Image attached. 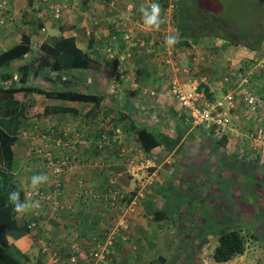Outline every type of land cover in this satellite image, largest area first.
Listing matches in <instances>:
<instances>
[{"label": "crops", "instance_id": "0c3cea01", "mask_svg": "<svg viewBox=\"0 0 264 264\" xmlns=\"http://www.w3.org/2000/svg\"><path fill=\"white\" fill-rule=\"evenodd\" d=\"M52 5L61 9L58 16L51 7ZM142 7H146V0H8L7 12L16 17L17 24L11 26V28L0 27V53L17 45H27L26 48H30V50L25 53L23 58L19 60L16 59L8 66L0 69V84L3 85L10 83L8 82L9 80L4 81V76H8L7 73H13L16 77L17 69L20 65L27 62H34L36 67L33 73H31L32 76L29 78L28 84L34 87L39 86L41 87V90L22 96H19V94L16 93L15 99L19 101L21 106L22 103H36V105L42 109V114L44 113V115H34L33 118L29 119L23 118L24 126L31 129L33 136L29 138V136L18 134V139L12 146L15 157L13 167L11 169L8 168L11 178L6 180L7 183L13 181L17 185L22 201L25 200L26 194L27 196L32 194L28 199L38 204L37 207L24 214H17L16 218L18 225L25 231L27 229L26 232L9 231L8 233L11 251L17 253L25 264H83L86 261L89 262L91 257L90 254L94 250L91 247L90 242L94 238L100 239V237L105 240L106 235L103 234L105 228L108 225L111 227H118L116 223L121 222L122 219L127 220L126 222L130 223L126 228H123V230H126L128 235H132L128 236V238H130V240H128L127 236L121 235L122 232H120V241L116 240V243L113 244V251L114 253L118 252L120 255L127 252L126 255L129 256L128 264H143L147 258L145 255L151 256L152 254L157 257L165 255L167 262L169 261V259H167L168 257L170 258L176 254L177 256L182 253L185 254L184 250L191 249L192 251L190 250V252L194 253L193 251L199 248L198 253H201L202 250L207 251V248L209 247L205 244L208 233L205 236H200L201 232H199L200 237L197 240L184 237L183 240L187 241V244L185 242V247L183 246L184 248L181 250L178 249L181 248V246L177 247L173 241H171V244L167 245L165 248H157V250L154 247L156 246L155 244L150 245V238L154 237V233H152L148 223H156L154 220L160 213V210L154 205L155 197H149L142 200L135 213H131L129 210L127 211L128 205H125L127 208L125 214L116 217L118 214L117 210H123V206H120V203H122L123 200L124 203L126 202L122 197V194L128 190L127 188H114L113 190L109 188V179L114 178L119 184L122 183L120 176H118L121 172L117 171L114 175H110L109 170L110 167L114 165L119 166V164H121L120 161L123 158H119L118 156L115 158L114 155L110 154L111 148L105 149L104 152H101L100 150H91L90 146H92V143H90V140L87 141L83 139L82 142H79L76 148L73 149L72 152L78 155L79 161L76 163L74 170L63 177L64 188H51L52 176L50 174L48 182L39 188L38 191L50 196L48 202L45 203L37 192L34 193L29 188L30 178L33 175L43 173L39 168L42 160L38 158L33 151L35 146L39 147L44 146L45 144L40 137L42 129L50 128V130L46 132L49 135L52 134V128L57 130L70 128L75 137L82 134L81 131L83 130L86 133H92L95 128L100 127L97 126V124H104L103 121L108 119L105 115L113 113L114 108L117 110L116 102L118 100L116 96L122 97L123 93H127L125 98L150 97L147 92L153 88L163 95H165L164 93H168L170 97H166L170 100L171 106H173L176 111L183 109L177 98L169 92V81L171 80V76L177 75L179 77L178 74H183L184 77L187 76V79L190 77V79L193 80L201 79L202 77L197 73L199 70H194L190 67L191 71L186 72L182 69L187 66L189 58L184 56V53L180 52L178 47H175L174 49V56H176L174 57V64L176 63L181 67V70L177 73L171 70L170 67H167L169 65H165L162 62V59L158 60L156 57L153 59V56H151V53L153 54V52H150L149 50V41L150 38L155 37L151 35L152 33H161L159 32L161 27L159 30H153L150 32L145 31L146 33L144 31L136 32L135 22L129 20L130 17L133 20L136 19L139 21L138 17H143L140 11ZM128 8H130V10ZM120 15L128 16L127 21L123 23L117 22V18ZM20 23H22L23 28L19 30ZM252 31L251 37H253L254 41H251V45L258 43V40H261V38V41H264V28L261 31L257 30L258 32H255V30ZM62 38L71 40L68 44L69 50L72 52L77 48L81 50L83 54H87L91 60L90 63L82 68L79 67L80 65L77 62L73 66L74 69L65 70L61 74L62 78L57 79L56 75L59 73L58 71H53L50 75V72L46 73V70L42 69L39 70L38 73L36 70L42 52L44 50H50V48L55 46L54 44L56 41ZM220 42L222 44L217 46H214V44L211 45L216 49L215 51H217V54L220 52L222 56L227 55L226 57L228 58V54H224L223 51L219 50L232 44H223L222 40ZM210 43H213V41L203 39L202 43L199 42L198 44H193L192 47L196 49V52L202 49L201 47L199 48L200 44H206L205 49L208 48L210 49L209 52H212L213 50L209 47ZM261 43L259 47L262 46ZM109 45L114 46V50L117 54L120 53L121 50L129 48L134 56V58L132 57L129 61L131 63L126 67L125 64L120 65L117 59L110 58L106 51V48ZM158 46L159 45L154 46L156 52H159L160 50H158ZM249 47L253 48L251 46ZM227 50L230 51L229 49ZM193 52L194 51H192V53ZM54 61H56L55 57L52 58V64ZM246 64L247 63L243 64L242 67L249 66ZM130 66L131 69L129 68ZM141 67L150 71V75H143L144 77L142 78L146 81L144 82L146 85L139 84L137 80L136 71L137 69L140 70ZM162 67H165V69ZM220 67L222 66H214V70L218 73L220 71L222 72L223 67ZM249 68L244 67L242 70L248 71ZM257 74L258 87L261 85L263 89L262 92L264 93V76L262 73ZM128 81L131 83H128ZM216 81H218V79H216ZM205 83L206 85L209 84L208 82H203L201 84ZM129 84H132V87ZM134 88H137L135 92L133 90ZM147 88L148 90L146 91ZM222 89L223 91L219 90L218 87H212L209 91L210 96L214 98L221 97L222 93L225 94L232 90V86L223 85ZM55 90H79L83 93H96L102 97V101L98 105L93 102L70 100L65 97L59 98V96H56V93L59 91L57 92ZM205 91L207 92V90ZM130 100L131 99H128L129 102ZM130 105L132 106L130 109L133 110V103L131 102ZM132 110L128 111L131 113ZM97 112H99V116L94 117V114ZM247 118H240L239 120L241 121L239 122H243V120L250 121V119ZM261 119L264 118H262V116H260V118L259 116L258 118H255L254 115L251 114V133L256 136L258 135V130L260 128L264 129V121L256 123ZM95 120L98 121L97 124L94 123ZM105 126L107 125L105 124ZM202 127L206 129L209 128L207 125H202L201 128ZM210 127L212 128V126ZM201 128L197 132H200ZM233 130L232 126L231 131ZM191 132L193 133V128L189 129L188 134ZM228 134H231V132ZM237 140H239L238 133L232 138L229 135L226 137L222 136L220 138H215L212 145L215 149H218L222 145L227 146L233 143L235 144L237 143ZM261 140H264V136H261ZM48 143L50 149H53V144H51L52 141L49 140ZM89 143L90 146H88ZM157 148L163 150L161 147ZM156 149L152 151V154H154ZM107 150L109 154H107ZM156 151L159 152V150ZM204 151L203 155L206 156V149H204ZM200 154L201 153H199V156L201 157ZM232 156V158L229 156L221 157L220 160H223L228 166V168L224 170L251 172V212H242V210V213H240L241 219L240 216L235 218L233 212L228 211L227 206H225L226 198L224 201L225 204L219 207V212L213 210L214 213H205L199 216L201 219H204L201 224H206L207 222L205 220L209 218V216L214 219L222 218L221 221L224 219L227 220L226 213L224 212L226 210L228 214H230L229 219L231 222L241 223L243 221L241 224H249L251 225V228L263 225L264 141L261 142L259 149L251 148V155L250 152H241L240 154L234 153ZM246 159L251 161V165L244 162L242 165L245 167L242 169L238 163L241 164L240 161L242 162ZM123 163L124 162H122V164ZM5 164V162L0 161L1 177H3L1 174V168L7 169ZM200 164H203L202 160ZM156 167L152 169L151 172L156 170ZM225 173L226 172L224 171L222 177L225 176ZM80 177L86 178V181H88L90 185L86 188L81 187L79 182L76 181ZM241 178H243V176L240 175L235 181L232 179L235 183L234 188L239 192L242 184H246ZM195 182H197V180H195ZM96 184L98 187L97 189L95 188ZM229 184V188H231V182H229ZM173 186L177 188L176 185ZM207 188L208 187L195 188V190H199L198 192H200V194L207 196L203 197V199H207ZM165 189L166 188H163V190ZM137 190L140 192L141 188H137ZM181 191L184 192V190ZM193 192L194 191L191 193ZM115 194L118 201V207L111 208L107 203H110V200H112ZM128 194L132 196L130 192ZM220 197L222 196L220 195ZM197 198L200 199V196L198 195ZM214 198L218 199L219 197L216 194ZM232 198L233 196L231 195V200ZM130 201L131 199L128 202ZM235 202V200L231 201V203ZM178 204L180 206L174 210V214L181 210L183 204H185V200L179 199L178 202H173L174 206H177ZM224 207H226V209H224ZM168 209L170 210L171 206H169ZM229 210H233L232 204L230 205ZM246 213H248V216ZM144 215L151 217L152 223L147 220ZM190 217L192 218V216ZM114 218L115 220L112 222L111 220ZM166 219L173 221L171 213L167 215ZM182 223L183 221L180 220L179 224ZM224 227L233 228L231 225H226ZM219 231L222 234L224 228ZM209 232H211V230ZM141 238H143V240H141ZM196 241L199 242V245H195ZM130 242H135L139 244V246L131 245ZM144 247L146 249H144ZM151 248H153V250L150 251ZM146 250L148 251L144 252ZM73 255L80 258L79 262L75 263L71 261ZM247 256V252H245L243 255L241 254L235 257L232 259V264L249 263L241 262L244 257ZM259 256V253L254 254V257ZM92 262L93 261H91V264H93ZM107 263L109 264V261Z\"/></svg>", "mask_w": 264, "mask_h": 264}, {"label": "rangeland", "instance_id": "374dc122", "mask_svg": "<svg viewBox=\"0 0 264 264\" xmlns=\"http://www.w3.org/2000/svg\"><path fill=\"white\" fill-rule=\"evenodd\" d=\"M169 2L170 0H161L159 2L161 9L163 8L165 12L167 11ZM208 2L215 6V7L214 6H210V7L216 10V12L211 10V8L209 9L211 10V12H213V14L216 15L217 13H219V16L221 18L230 22V24H232V26L236 28L237 40L242 39V42L238 44H232L230 46L223 48L222 50H219V51H223L224 54H228V58L226 57L227 55L222 56L220 52H218L217 54V51H215L216 49H214L213 46L210 47L213 51L209 52L210 49L208 48L205 49L206 44L204 45L200 44L199 48L201 47L202 49L196 52H195L196 49L192 46L191 47L181 46L180 48L178 47V49H180L179 51L184 53V56H186L190 60V61L188 60L186 67H191V69L199 70L197 71L198 75H201V77L204 78V80L209 83V84L207 83L209 91L212 87L215 88L218 87L219 90L223 91L222 88L224 84L221 81L223 79V76L226 73L236 74L239 71L244 72L242 70L243 68L242 65L245 63H247L250 66L249 70L246 72H251V70H254V72L262 73V75L264 76V71L261 70L262 67L258 62L261 59L264 60V41L261 43L262 46L259 47L258 49L253 50L252 48L249 47L251 41H254L253 37H251V32H253L252 30L258 32L257 30L261 31L264 28V0H208ZM146 7H148L147 0H146ZM128 9L130 10V8ZM167 12H168L167 14H170V9ZM121 18L122 21H120ZM138 18L139 21H137L136 19L133 20L130 17L129 20L135 22L136 32L138 31L145 32L146 30L143 23V17L139 16ZM127 19L128 16L120 15L117 18V22L123 23L127 21ZM16 24H17L16 17H14L13 24L8 26H0V27L11 28V26L13 25L15 26ZM21 28H23L22 23H20L18 29L20 30ZM176 31L177 28L173 23V16H172L170 18V25L168 23H164L161 25V29L159 30V32H161L160 34L159 33L151 34L155 37L150 38L149 41L150 52H152L151 44H153L155 40L156 43H159L158 46V50L160 49L159 52H162L163 50L162 47L165 46L166 35L175 34ZM158 35H159V40H157ZM220 41L221 39H216L214 46L222 44ZM202 42L203 40L200 43ZM257 46L258 45H256V47ZM166 49L169 48L166 47ZM227 49H229L230 51H228ZM192 51L194 52L192 53ZM129 61L124 63L126 67L128 66V64L131 63ZM214 66H222L223 70L220 69L222 70V72L221 71L219 73L216 72L214 70L215 69ZM129 68L131 69V66ZM163 69H165V67ZM178 75L179 78L182 80V82L185 83V87L187 88L192 87L191 84L192 80L190 79V77L189 79H187V76L184 77L183 74H178ZM215 78L218 79V81H216ZM128 83L131 82L128 81ZM129 85L132 87V84ZM259 86L260 87H258V90L262 92L263 89L261 85ZM133 90L135 92L137 88H134ZM147 90L148 88L146 89V91ZM150 90H153L156 93L154 95H151L150 92L148 91L147 93L150 95V97L149 96L141 97V98L127 97L128 99H131L130 102L128 101L127 98H125V95L127 93L126 94L123 93L122 97L116 96L118 100L116 102L117 110L114 108L113 113H108L107 115H105V117H108V119H106L107 121L106 120L103 121L104 124L103 123H100L102 125L97 124L98 121L96 120L94 123L100 127L105 126V124H107V126L109 127H112L113 123H117L118 121H120L121 122L119 128L120 131H118V134H116L115 136H119L118 139L120 138L124 139L123 142H128L130 146H133L136 149H142L140 147V142L138 141L137 135L135 133L136 131H134L133 129H130L129 131L125 130L123 126H125V128L126 127L128 128L129 121H123L122 119H120L121 117L119 115V112L122 113V112H127L128 110H132L130 109L132 107L130 105L131 102L133 103V110L131 113L134 114L135 118H137L136 124L138 125V127L142 125L141 122L143 123L147 122L148 126L150 127L158 126L159 129L172 132L174 131V129H176L177 124H179V122H182L183 120L184 122L186 121L184 116H187V112L184 109L176 111L175 108L171 106L170 100L167 99L166 97L169 96L168 93L167 94L164 93L165 95H163L154 88ZM223 95L224 93H222L221 96ZM260 95H259V99H260L259 105L257 106V109H253L252 107H250L240 98V96H238L234 103L235 104L234 110H232V112L229 113V118H231L229 125L225 128L224 131L220 132L218 135L214 134L211 127L207 129L204 127L201 128L202 124L195 125L192 124L190 120H188V123H190V129L193 128V133L190 134L189 136L188 134L185 136L186 137L185 143L182 147V150L180 152L174 151L168 153L165 150L157 148L156 150H159V152L155 150L154 154L149 155L152 156V158L155 160L157 165L156 170H154L151 173L150 171L145 170L143 168L139 170H135L133 174L128 173L127 163H126L128 161L126 158H129L130 155L121 157L123 159L120 161L121 164H119V166L114 165L110 167L109 170L110 175H114L117 171L121 172L118 175H120V180L122 183L119 184L118 187L127 188L128 190L127 192L122 194L126 202L124 203L123 200V202L120 203L121 204L120 206H123V210L118 209L117 210L118 214L116 217L123 216L127 209L126 206L129 205L130 203L135 202L134 206L132 207L133 209L129 210L131 213L133 212L135 213L137 211L138 206L140 205L139 203L142 202L141 198L146 199L149 197H153V198L155 197L154 205L160 210L159 215L154 220L156 223H152L151 217L147 215H144V217L152 223V224L148 223L150 225V229L152 233H154V237L150 238L149 244L150 245L155 244L156 246L154 247L156 248V250L157 248H165L167 245L171 244V241H173V243L177 245V247L181 246V248H178L179 250H181L182 248L185 247L184 246L185 242L187 244V241L183 240L184 237L189 239L194 238L195 240H197L200 236H205L208 233L207 240L205 242V244L209 246L207 248V251L202 250L201 253H198L199 252V248H198L195 251H193L194 253H192L190 252L191 249L190 250L183 249L185 251V254L182 253L178 256L176 254L170 258L168 257L167 259H169V261H167L166 264H232L233 260H231L230 262L222 263V262H217L213 258V253L216 246L219 243L218 241L221 234L219 230L223 228H224V232L229 229H237L241 231L242 234L245 236L248 244L246 246V250L244 251V253L247 252L248 256L244 257L243 261H241L242 263L249 262L247 264H264V224L257 226L255 228H251V225L249 224H241L243 221L241 223L239 222L240 224L238 222L236 223L231 222V220L229 219L230 214H228L226 210L224 212L226 213L227 220L224 219L223 221H221L222 218L214 219L209 216V218L205 220L207 222L206 224L209 225L201 224V222L204 219H201L199 217L201 214L214 213L213 210L219 212L220 211L219 207L225 204L224 201L226 198L227 199L225 206H227L228 211L233 212V216L235 218H238V216H240L241 219L240 213L242 212H247V211L251 212V172L224 170L228 168V166L223 160L220 159L223 156L224 157L229 156L230 158H232L233 157L232 155L234 153L240 154L241 152L244 153L250 152L251 155V148L253 149L260 148L261 142H263L264 140L262 141L261 138H258V135L256 136L253 133H251V122H250L251 114H253L255 118H258V116L259 118L260 116L264 118V108H263L264 98L262 94ZM215 98H221V97H215ZM98 116H99V112L94 114V117H98ZM244 117L246 118L248 117L247 119H250V121L243 120V122H239L241 121L239 119L240 118L242 119ZM261 121H264V119H261L256 123H260ZM232 126L234 129L233 131H231ZM200 128L202 131L200 130V132H197ZM26 132L27 134H24L23 136H29V138L33 136V132L31 131V129ZM230 132L232 135L228 134ZM237 133L239 140H237V143L235 144L233 143L227 146L222 145L218 149H215V147L212 145L214 143L215 138H220L222 136L226 137L228 135L232 138ZM112 138L114 139V135H112ZM116 138L117 137H115V139ZM123 142H121L120 145L124 144ZM115 144L117 143L111 142L110 154H112V152L114 154V150L118 149L117 147L118 145ZM204 149H206V156L203 155L205 152ZM100 151L104 152L102 151V148H100ZM106 152L107 154H109L108 150ZM199 153H201L200 154L201 157L199 156ZM137 154H139V156H142L140 150L138 151ZM137 158L139 157L137 156ZM200 158L203 162L202 165L200 164L201 163ZM122 162L124 163L122 164ZM244 162H246L247 164L249 163V165H251V161L249 159H246L245 161L242 162L240 161L241 164L238 163V165H240L242 169L245 167L242 165ZM41 166L39 168L41 169V171H43L44 174H46L45 169L42 168ZM224 171L226 173L225 176L222 177ZM240 175L243 176L241 180L245 181L246 184H242L239 192L236 188H234L235 183L232 181V179L235 181V179H238ZM148 178L149 181H147ZM79 180H82L85 186L90 185V183L86 181V178L80 177L76 181L79 182ZM195 180H197V182H195ZM111 181L112 179H109L108 186L111 190H113L115 188V184H112ZM229 182H231V188H229L230 186ZM57 183L60 184L58 178H57ZM62 183H63V178H62ZM173 185H176L177 188H175ZM138 187L141 188L140 192L139 190H137ZM206 187H208L207 188L208 198L203 199V197H207V196L200 194V192H198L199 190H195V188H206ZM95 188L96 189L98 188L97 184L95 185ZM163 188L166 189L163 190ZM180 189L184 190V192L181 191ZM192 191L194 192L191 193ZM129 192L132 194V196L128 194ZM216 194L219 197L218 199L214 198ZM198 195L200 196V199L197 198ZM220 195L222 197H220ZM231 195L233 196L232 200H231ZM130 199L131 201L128 202ZM179 199L185 200V204H183L180 211H177L174 214V210L177 209L178 206L180 205L178 204L177 206H174L173 202L174 201L178 202ZM234 200L236 202L231 203V201ZM230 203L232 204L233 210H229L231 205ZM107 205L111 206V208L118 207V205L112 206L110 205V203H107ZM169 206H171L170 210L168 209ZM224 209H226V207H224ZM169 213H171L173 221L166 219ZM246 215L248 216V213H246ZM179 216H181L182 218ZM190 216H192V218ZM114 220L115 218L111 221L114 222ZM180 220L183 221L182 224H179ZM184 222L187 223L185 224ZM120 223L121 222L116 223L118 227L117 226L111 227L108 225L105 228L103 234L107 235L114 231L115 232L114 238L117 241H120L119 238L120 232H122L121 235H125L127 236V238L128 236H131L132 234L128 235V233H126V230H123V228H126L130 223L129 222H126V224L121 223L122 225ZM226 225L228 226L231 225L233 228L224 227ZM210 230L211 232H209ZM199 232H201L200 236H199ZM128 240H130V238H128ZM141 240H143V238H141ZM130 243L131 245L139 246V244L135 242H130ZM195 245H199V242L196 241ZM144 249L146 248L144 247ZM148 250L144 252H147ZM151 250H153V248H151L150 251ZM126 253L127 252H124L120 255L118 254V252H116L114 254H111L106 262L93 261L92 263L108 264L107 262L109 261V264H128L129 256L126 255ZM256 253H259L260 256L254 257V254ZM145 256L147 258L143 262V264H149L151 259L157 257L154 256L153 254L151 256L148 255Z\"/></svg>", "mask_w": 264, "mask_h": 264}, {"label": "trees", "instance_id": "16d2710c", "mask_svg": "<svg viewBox=\"0 0 264 264\" xmlns=\"http://www.w3.org/2000/svg\"><path fill=\"white\" fill-rule=\"evenodd\" d=\"M210 6L214 5L210 4L208 0H178L175 2L172 16L173 23L177 28L175 35L178 37V43L175 45L176 47H191L193 44H198L203 39L213 41V43L209 44V47H212L211 44H214L217 38L221 39L223 44H238L242 42V39L237 40L236 28H234L230 22L221 18L219 13L216 15L213 14L211 10L214 12H216V10ZM210 8L211 10H209ZM162 15L165 18V11ZM261 40H258L259 44L256 43L251 45L250 43L249 45L253 47V50L258 49L260 43L262 42ZM70 41L71 40H67L66 38L58 39L54 44L55 46L50 48V50H42L43 52L39 57L36 71L38 72L39 70L43 69L46 70V73L50 72V75L51 72L58 71L59 73H57V75L55 74L57 79L62 78L61 74L65 70L74 69L73 66L77 62L80 65L79 67L84 68L85 65L87 66L91 61L87 54H83V52L77 48H75L73 52L69 50L68 43ZM156 45H159V43ZM256 45L258 46L256 47ZM26 46L27 45H17L0 53V69L8 66L16 59L19 60L23 58L25 53L30 50V48H26ZM151 56H153V59L155 57L158 58V60L162 59L160 54L151 53ZM53 57H55L56 61H54L52 64ZM35 67L36 65L34 62L24 63L18 67L16 77L13 73H7L8 76H4V81L9 80L8 82L10 83L3 85L0 84V161L5 162V167L7 168H1V174L3 177L0 176V264H25L17 255V253L12 252L10 248L8 239L9 231L26 232L27 229L25 231L18 225L16 218L17 213H14V206L11 205V202L8 200L9 193L13 191H19V189L13 181H9V183H7L6 180L11 178L8 168L11 169L13 167V161L15 159L12 146L17 141L18 134L24 135L25 130H30V128L24 126L23 118L29 119L33 118L34 115H44V113L42 114V109L37 106L36 103H22L21 106L19 101L15 99L16 93H18L19 96H22L41 90V87L39 86L34 87L28 84L29 78L32 76L31 73H33ZM244 67L249 68V66H243V68ZM261 70L264 71V68ZM244 73L247 72L244 71ZM257 73L258 72H254L252 75H250L248 83L251 90L255 91V93L260 92L258 90ZM136 74L138 83L146 85V83H144L146 81L142 78L144 77L143 75H150V71L144 67H141L140 70L137 69ZM225 85L230 86V84L227 83H225ZM203 89L207 90V96L209 98H213L210 96L209 88L206 83L202 84L199 88V90ZM55 91H59L56 93V96H59V98L65 97L70 100L93 102L98 105L102 101V97L96 93H83L79 90ZM259 94H262L264 98L263 92H260ZM119 115L121 117L120 119L123 121H129L128 128L123 126L125 130L129 131L130 129H133L136 131L135 133L137 135L138 141L140 142V147L147 156L151 155L152 151L157 147L163 148V150L167 151L168 153L173 151L180 152L185 143L184 138L190 129V123H188V114L187 116H184L187 121L186 125V121L184 122L183 120L177 124L176 129H174L172 132L159 129L158 126L150 127L148 126L147 122H141L142 125L138 127L136 124L137 118L134 117V114L128 111L122 113L119 112ZM120 125L121 122L118 121L117 123H113L112 127L103 126L96 128L92 133H86L84 131H81V133L84 139L91 141L90 143H92V146H90V143L88 145L90 146L91 150H100V148H102V151H104L105 148H110L111 142L117 143L115 145H118V149H115L114 154L112 152V155H114L115 158L117 156L121 158V149L125 146H127V148L133 146H130L128 142H123L124 139L122 138L118 139L119 136H115L118 134L116 129L120 128ZM212 128L214 130V126H212ZM49 130L50 128L42 129L40 135L46 133ZM60 131L63 135L64 129ZM70 132L72 135V130ZM191 133H189L188 136ZM112 135H114V139L112 138ZM115 137L117 138L115 139ZM121 142L124 144L120 145ZM149 157L152 158V156ZM118 185L119 182H116L115 188H119ZM144 199L145 198H141V201ZM113 239L115 243L116 239L114 237ZM102 241H104V239H102ZM92 244H94V242H90L91 247ZM246 246L247 240L242 232L237 229H229L220 235L219 243L213 253V258L218 262L230 261L236 256L243 254L246 250ZM113 247L114 245H110L109 248L111 252L108 254V257L104 260V262H106L109 256L114 253ZM165 262L166 256L162 255L152 259L149 264H165Z\"/></svg>", "mask_w": 264, "mask_h": 264}, {"label": "built area", "instance_id": "2783aa9c", "mask_svg": "<svg viewBox=\"0 0 264 264\" xmlns=\"http://www.w3.org/2000/svg\"><path fill=\"white\" fill-rule=\"evenodd\" d=\"M147 1L149 6L153 2L159 3L161 0H147ZM177 1L178 0H170L167 7V11H169L170 9V14H167L168 13L167 11L165 12V21H166L165 23H168L169 25H170V18L172 17V11L174 10L175 2ZM7 7H8V0H0V26H8L14 23V17L7 12ZM51 7L58 16L61 9L54 5H52ZM163 13L164 10L162 11V14ZM120 21H122V18L120 19ZM157 40H159V36ZM156 44L157 43L155 40L154 43L151 44L152 45L151 51L155 54H160L162 56L161 57L162 62L165 65H169L168 67H171L175 73L180 71L181 67H179L176 63L174 64V60H175L174 57H176L174 56L175 55L174 49L176 46L172 47L171 49H166V47L164 46L163 52H156L154 48ZM106 51L108 56L110 58L117 59L120 65L131 60L133 57V53L129 48H127L126 50H121V52L117 54L114 50V46L109 45L107 46ZM258 62L261 65V67L264 68V60L261 59ZM182 69L186 72L191 71L190 67H183ZM253 73L254 70H251V72H247V73H244L242 71H239L236 74L226 73L221 81L224 85L225 83L230 84L232 86V90L225 93L223 96H221V98H213V99L209 98L206 92L204 91V89L199 90L201 83L206 82L204 78L194 79V80L191 79L192 87L187 88L185 87V83H183L178 76L173 75L171 76V80L169 81V85H170L169 92L177 98L181 107L188 113V116L190 117V120L193 124L195 125L202 124V125H207L209 127L214 126L213 132L215 135L216 134L218 135L220 132L224 131L225 128L229 125L231 121V118H229V113H231L232 110H234L235 107L234 103L238 96H240V98L250 107H252L253 109H257V106L259 105L260 94L255 93V91H252L248 85L250 75H252ZM149 92L151 95H154L156 93L153 90H149ZM71 130L72 129L70 128H65L63 132L64 134L62 135L60 130L52 128L51 135L47 133L40 135L41 140L45 143L44 147L35 146L33 148V151L35 152L36 156H38L42 160L41 167L45 169V173L47 174V176L48 177L50 175L52 176L51 188H56V189L63 188L62 178L65 175L71 173L74 170L76 163L79 161L78 155H76L72 151L73 149L76 148L79 142H82L84 138L82 134L78 135V137L73 136V133L71 135L70 132ZM116 130L117 132L120 131L119 128H117ZM263 133L264 130L260 128L258 130V138H261V136H263ZM24 134H27V132L24 131ZM49 140L52 141L51 144H53V149H50V145L48 143ZM139 150L142 156H139V154H137ZM120 155L121 157L130 155L129 158H126L128 161L126 162L127 171L130 174H133L135 170H139L142 168L150 171L151 173V170L156 167L155 160L147 156L142 149H136L135 147L127 148V146H125L121 149ZM136 155L139 158H137ZM57 178L59 179L60 184L57 183ZM147 181H149V178L147 179ZM111 183L116 184V180L112 178ZM79 185L84 188L87 187L84 185V182H82V180H79ZM37 194L41 196L42 200L45 203L48 202V200H50V196L42 193L41 191H38ZM29 196H32V194ZM117 203L118 201L115 194L112 200H110V205L116 206ZM134 204L135 202L130 203L128 205L127 211L133 209L132 207L134 206ZM126 221L127 220L122 219L121 223L126 224ZM114 235H115L114 231L110 234H107L105 241H102L99 238H94L91 241L94 242V244H92V248L94 250L90 254L91 256L90 261L89 262L86 261L83 264H91V261L103 262L108 257V254L111 252L109 247L110 245H113ZM79 259L80 258L76 255H73L71 257V261L75 263L79 262Z\"/></svg>", "mask_w": 264, "mask_h": 264}, {"label": "clouds", "instance_id": "9594fccd", "mask_svg": "<svg viewBox=\"0 0 264 264\" xmlns=\"http://www.w3.org/2000/svg\"><path fill=\"white\" fill-rule=\"evenodd\" d=\"M140 11L143 16V23L146 31L159 30L161 25L166 22L165 18L162 16L161 6L157 2L151 3L148 7H142ZM177 43L178 37L175 34L166 35L165 47L170 49ZM48 179L49 177L43 173L33 175L30 178V190L34 193L38 192L39 188L48 182ZM8 200L11 202V205L14 206V213L17 214H24L38 206L36 202L30 201L28 199L27 194L25 196V200L21 201L19 191H13L9 193Z\"/></svg>", "mask_w": 264, "mask_h": 264}]
</instances>
